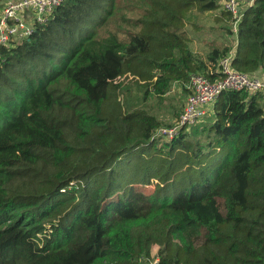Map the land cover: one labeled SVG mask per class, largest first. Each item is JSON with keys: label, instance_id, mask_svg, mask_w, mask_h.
Segmentation results:
<instances>
[{"label": "trees", "instance_id": "obj_1", "mask_svg": "<svg viewBox=\"0 0 264 264\" xmlns=\"http://www.w3.org/2000/svg\"><path fill=\"white\" fill-rule=\"evenodd\" d=\"M221 1L64 0L0 49V264H152L155 245V264H264L263 96L223 92L169 141L140 106L219 76L231 48L205 60L181 30L229 21ZM236 41L233 69L264 80V0ZM130 77L141 90L124 108ZM118 194L129 216L104 210Z\"/></svg>", "mask_w": 264, "mask_h": 264}, {"label": "built area", "instance_id": "obj_2", "mask_svg": "<svg viewBox=\"0 0 264 264\" xmlns=\"http://www.w3.org/2000/svg\"><path fill=\"white\" fill-rule=\"evenodd\" d=\"M256 0H222V11L230 15L227 27L236 41L238 24L244 12ZM64 0H6L0 5V49L18 45L34 33L36 25L46 22L54 8ZM237 44V41H236ZM236 47V46H235ZM235 48L220 59L216 74L217 78L210 80L202 74H192L185 84L186 96L182 112L175 118V123L169 128L159 127L153 139L162 138L169 141L183 129L188 130L200 120L213 112V104L218 96L226 91H245L249 95L261 94L264 98V80L238 72L231 66ZM158 262L154 257L152 264Z\"/></svg>", "mask_w": 264, "mask_h": 264}, {"label": "rangeland", "instance_id": "obj_3", "mask_svg": "<svg viewBox=\"0 0 264 264\" xmlns=\"http://www.w3.org/2000/svg\"><path fill=\"white\" fill-rule=\"evenodd\" d=\"M5 1L6 0H2L0 5L3 4ZM221 21H226V20L221 19ZM226 24H227V21H226ZM221 30L223 33H228L227 32L228 31L227 25L222 26ZM124 79H125V77H123L121 79V81H123ZM131 81H132V77H130V78H128V80L124 81L125 84L127 82H129V83L125 88H123V94L119 95L120 103L123 104L124 108H133L131 101H132L133 97L136 96L138 94V92L141 90L136 84L130 83ZM184 99H185V96H184L182 87L179 84H175L173 87V91L170 94H168L162 98H159L156 96H150L147 99V101L142 102L140 106H141V108H143L144 110H147L150 114L155 115L158 118V120L160 122V127L169 128V127H171L172 124H174L176 122L175 118H176V116L179 115V114L174 115V112L176 110H178L180 107L183 109ZM181 112H182V110H181ZM209 119H211L210 116H206L202 121L200 120L199 122H197L198 124L197 123L196 124L199 125L202 123H207V122H209ZM190 129L191 128H189L187 130L188 133L191 131ZM155 183H156V181H152L151 185L141 186L140 189L142 192H144L146 194H150L155 189ZM104 210L105 211H111L113 213L120 214L122 216H129L130 215L129 207L123 202L120 194L109 199L104 204ZM157 248H158V246H156V245L152 248V255L154 257H155V254L157 252Z\"/></svg>", "mask_w": 264, "mask_h": 264}, {"label": "crops", "instance_id": "obj_4", "mask_svg": "<svg viewBox=\"0 0 264 264\" xmlns=\"http://www.w3.org/2000/svg\"><path fill=\"white\" fill-rule=\"evenodd\" d=\"M217 13H208L203 17L195 18L185 23L181 30L186 36V45L192 53H200L207 59L215 48H235L236 41L232 34L223 33L221 27L226 21H221Z\"/></svg>", "mask_w": 264, "mask_h": 264}]
</instances>
